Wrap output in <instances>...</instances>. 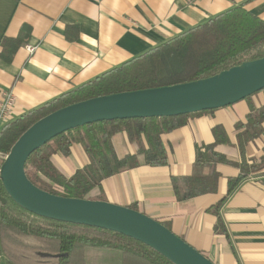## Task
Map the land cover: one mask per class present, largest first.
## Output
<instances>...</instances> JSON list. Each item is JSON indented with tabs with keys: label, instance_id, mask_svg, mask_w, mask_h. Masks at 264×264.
I'll use <instances>...</instances> for the list:
<instances>
[{
	"label": "crops",
	"instance_id": "obj_1",
	"mask_svg": "<svg viewBox=\"0 0 264 264\" xmlns=\"http://www.w3.org/2000/svg\"><path fill=\"white\" fill-rule=\"evenodd\" d=\"M236 7L264 21V0H0V50L5 40L24 37L12 57L0 55V95L13 93L14 120ZM28 45L33 53L26 51ZM241 103L231 105L235 110L190 117L185 126L162 136L166 166L144 165L138 156V167L104 180L90 199L100 194L115 205H134L213 264H264V175L243 181L223 203L224 233L214 232L216 219L207 209L225 196L227 179L236 177L237 169L216 166L221 178L215 194L179 202L171 187L172 177L191 174L196 148L214 142L215 126L228 140L215 151L231 161L240 159L234 125L244 120L250 104L264 105V91ZM112 142L119 157L137 151L122 133ZM263 148L264 124L261 137L246 146L245 157L256 159ZM51 160L65 177L87 163L78 145L69 156L57 154Z\"/></svg>",
	"mask_w": 264,
	"mask_h": 264
},
{
	"label": "trees",
	"instance_id": "obj_2",
	"mask_svg": "<svg viewBox=\"0 0 264 264\" xmlns=\"http://www.w3.org/2000/svg\"><path fill=\"white\" fill-rule=\"evenodd\" d=\"M23 41L24 37L5 40L0 55L9 59ZM263 57L264 21L241 7L232 8L10 120L0 128V154L6 155L21 134L36 121L68 105L100 96L205 79ZM208 112L212 111L177 117L99 122L72 129L30 155L24 165L26 177L35 187L49 194L92 200L89 194L100 189L104 180L138 167V156L143 157L144 165L166 166L167 152L162 136L185 126L190 117ZM263 124L264 105L256 108L250 104L244 120L234 125L240 154L237 162L215 151L216 145L228 143L223 128L215 126L211 130L214 142L196 148L191 174L171 179L175 199L184 202L217 192L221 178L216 171L217 165L238 170L236 177L227 179L225 196L207 209V213L216 219L215 233L225 232L219 210L227 198L249 177L264 175V148L256 159L245 157L246 146L261 137ZM119 133L137 146L135 154L123 157L116 154L112 139ZM73 145L82 148L87 163L65 177L55 168L51 158L57 154L69 156ZM2 162L0 158V166ZM0 197L6 200L1 205L0 215V248L4 264H171L150 248L120 234L30 214L7 197L1 183ZM94 200L103 201L100 194ZM128 208L136 210L134 205Z\"/></svg>",
	"mask_w": 264,
	"mask_h": 264
},
{
	"label": "water",
	"instance_id": "obj_3",
	"mask_svg": "<svg viewBox=\"0 0 264 264\" xmlns=\"http://www.w3.org/2000/svg\"><path fill=\"white\" fill-rule=\"evenodd\" d=\"M264 90V57L209 78L91 98L58 109L32 124L15 141L0 166L7 197L35 216L88 226L135 240L171 264H213L152 218L106 201L65 198L44 192L26 177L24 165L55 137L86 125L144 118H166L231 106ZM6 202L0 197L1 205Z\"/></svg>",
	"mask_w": 264,
	"mask_h": 264
},
{
	"label": "built area",
	"instance_id": "obj_4",
	"mask_svg": "<svg viewBox=\"0 0 264 264\" xmlns=\"http://www.w3.org/2000/svg\"><path fill=\"white\" fill-rule=\"evenodd\" d=\"M26 51L30 54L33 53L34 47L26 46ZM15 99L11 90H7L0 95V128L11 120V111L14 105ZM0 158L3 160L5 155L0 154ZM0 215H1V203H0ZM2 262V255L0 252V264Z\"/></svg>",
	"mask_w": 264,
	"mask_h": 264
},
{
	"label": "rangeland",
	"instance_id": "obj_5",
	"mask_svg": "<svg viewBox=\"0 0 264 264\" xmlns=\"http://www.w3.org/2000/svg\"><path fill=\"white\" fill-rule=\"evenodd\" d=\"M242 101H240V102H237V103H235V104H237V105H239V104H242L241 103ZM235 104H233L232 106H234ZM224 108H231L232 110H235L233 107H231V106H228V107H224ZM234 112V111H233ZM228 125V124H227ZM107 202V201H106ZM0 252H1V255H2V261L4 262V255H3V253H2V251H1V248H0Z\"/></svg>",
	"mask_w": 264,
	"mask_h": 264
}]
</instances>
